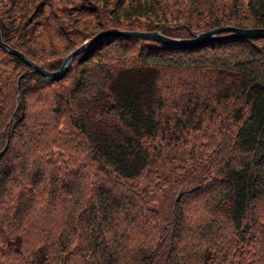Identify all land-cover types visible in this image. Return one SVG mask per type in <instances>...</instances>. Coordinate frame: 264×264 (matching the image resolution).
<instances>
[{
	"label": "trees",
	"instance_id": "1",
	"mask_svg": "<svg viewBox=\"0 0 264 264\" xmlns=\"http://www.w3.org/2000/svg\"><path fill=\"white\" fill-rule=\"evenodd\" d=\"M227 25L264 27V0H0L2 41L49 71L102 30ZM0 63L1 264H264V222L251 223L264 203V38L105 36L55 80L2 47ZM46 88L35 98L95 170L40 141L63 137L27 112Z\"/></svg>",
	"mask_w": 264,
	"mask_h": 264
},
{
	"label": "water",
	"instance_id": "2",
	"mask_svg": "<svg viewBox=\"0 0 264 264\" xmlns=\"http://www.w3.org/2000/svg\"><path fill=\"white\" fill-rule=\"evenodd\" d=\"M105 36H123L128 38H139L162 42L169 45L189 47L198 46L216 40L228 38H264V27H236V26H219L206 31L191 33L189 37L177 38L163 34L160 30L142 31V30H105L96 33L93 37L83 42L81 45L70 51L62 60L56 70L49 71L42 68L32 60L28 59L20 51L10 47L2 41L0 33V47L10 54L19 57L28 68L35 70L47 80L60 78L67 70L72 58L88 49L95 41Z\"/></svg>",
	"mask_w": 264,
	"mask_h": 264
},
{
	"label": "rangeland",
	"instance_id": "3",
	"mask_svg": "<svg viewBox=\"0 0 264 264\" xmlns=\"http://www.w3.org/2000/svg\"><path fill=\"white\" fill-rule=\"evenodd\" d=\"M144 26H145V23H139L138 24V28H140V29H144L145 28ZM140 29H134V30H140ZM109 30H127V29H119L118 28V29H109ZM102 31H105V30H102ZM142 31H144V30H142ZM99 32H101V31H99ZM93 36H91V37H93ZM87 40L88 39H85L83 42H85ZM82 43L76 45L73 49H75L76 47H78ZM67 54H65L64 57ZM63 58H62V60H63ZM62 60H61V62H62ZM0 66H2L1 63H0ZM16 74H17V72L14 73L13 78H14V76ZM0 75H3V74L0 72ZM16 79H17V77H16ZM51 88H52V90H55V89H57V85L52 86ZM50 91H51L50 89L46 88V89H44V90H42L40 92L34 93V95H29L28 104H27V112L30 114L31 119H32L31 122H33L34 124H37L40 121L43 122L44 120H47L48 122L54 123V124H57L60 121V125L58 127V131L63 137L52 136V135L39 136L40 141L42 143H46V144L51 143V141L52 142H56V144L59 145L61 147V149L58 150V148L53 145L52 148H51V153L54 154L56 157H58L59 160H61L62 162L70 164L72 166H77V165L82 164V163H87V164H89L91 166L92 170H95L96 169L95 163L93 161H91V160H88V158H86L84 156L83 152L79 148L77 139L73 138V137H68V135H66L64 127L62 126L63 124H61V119L58 120L54 116L53 109L51 108V104L49 102L38 100V99L35 98V97L39 96V94H43L45 92L49 93ZM9 120L10 119H8V121L6 123H9ZM55 138L57 139V141H56ZM63 143H65V144L62 145ZM182 148H184L186 150H189L191 147H190L189 144H183ZM191 151L193 153L191 152L190 154L193 155V156H196V155H199L200 153L201 154L204 153L205 152V147H203V148L202 147H195L194 148V146H193ZM188 153L189 152H186L185 155L187 156ZM189 168H190V166L187 167L186 169H189ZM149 178L153 181V183H151V184H155L157 182V179H155V177L150 176ZM75 183H76V181L73 182V186H71V188H70L71 192L75 188ZM255 207L256 208L254 209V215L252 216L253 219L251 220V223L254 224L255 226L256 225L258 226V223H263L264 222V203L263 202H259ZM197 210L202 211L203 213H205V208H201L200 207ZM58 219L60 220V216H58ZM232 249L236 250V252L238 251V247L234 246L233 243H232ZM3 260L4 259L0 256V264H1V261H3ZM6 260H7V264H10V260L11 259L7 258ZM216 261H217V258L215 256L214 257V262L210 263V264H215ZM197 263L198 262H195L194 264H197ZM219 264H222V263H219Z\"/></svg>",
	"mask_w": 264,
	"mask_h": 264
}]
</instances>
